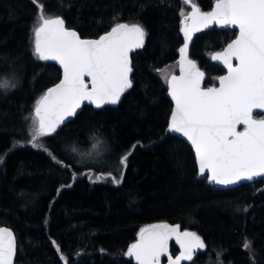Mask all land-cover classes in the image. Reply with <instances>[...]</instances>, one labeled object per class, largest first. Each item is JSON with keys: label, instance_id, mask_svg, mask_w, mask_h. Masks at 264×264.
<instances>
[{"label": "trees", "instance_id": "16d2710c", "mask_svg": "<svg viewBox=\"0 0 264 264\" xmlns=\"http://www.w3.org/2000/svg\"><path fill=\"white\" fill-rule=\"evenodd\" d=\"M42 2L46 12L59 9L81 38H98L118 15L120 22L140 23L147 42L132 56L133 88L118 107H85L57 134L42 138L43 146L69 165L64 167L31 146L24 120L35 101L59 82L61 70L31 54L37 11L31 0H0V79L11 78L13 69L19 77L14 91L3 95L0 90V225L16 233V264H64L61 253L70 264H128L122 253L140 228L154 223L179 224L204 240L206 249L182 264H217L216 252H222L223 264H264V183L219 190L198 178L187 142L161 139L173 107L162 72L179 73V13L190 7L182 0H64L62 8L58 0ZM193 2L202 11L215 4ZM233 33L213 27L190 43V59L205 72V87L226 73L211 55L222 51ZM94 136L106 144H96ZM128 152L124 168L118 161ZM108 173L122 175V183H112ZM245 239L252 242L251 255L243 248ZM171 253L179 254L174 244Z\"/></svg>", "mask_w": 264, "mask_h": 264}, {"label": "snow or ice", "instance_id": "6c2138e0", "mask_svg": "<svg viewBox=\"0 0 264 264\" xmlns=\"http://www.w3.org/2000/svg\"><path fill=\"white\" fill-rule=\"evenodd\" d=\"M31 2L37 10L31 54L38 61H55L62 69V78L35 101L33 111L24 117L28 142L45 151L55 163L63 164L43 146L42 138L57 134L65 120L76 116L85 103L97 109L120 103L124 93L133 87L130 54L144 47L146 30L140 23L120 22L117 15L109 31L96 39H84L76 30L66 27L59 9L46 12L42 0ZM58 3L61 8L65 6L64 0ZM182 3L191 10L181 9L179 13L183 34V46L178 49L179 75L162 72L174 106L161 139L176 138V134L185 138L195 152L198 178L210 184L236 185L241 181L256 182L258 178L264 183V116L258 118L257 114V110L264 113V0H215L209 11H202L193 0ZM213 25L238 29V34L233 33L234 38L226 47L211 55L212 61H218L227 70L226 74L215 78L218 86L204 87L205 72L189 58L188 49L195 33ZM18 86L15 69L11 78L0 79L3 95ZM92 139L96 144H106L99 136ZM18 143L14 142L13 148ZM71 151L78 149L73 145ZM130 155L128 152L119 158L124 168ZM3 163L0 157V164ZM108 175L117 186L122 183V175ZM173 239L180 250L175 257L169 250ZM51 243L61 253L56 241ZM206 247L196 232L181 231L179 224L154 223L139 229L137 239L122 256L129 258L128 264L132 260L135 264H162L164 257L166 264H181L192 261L197 250ZM243 248L250 255L253 253L252 242L247 239ZM17 250L13 231L0 227V264H14ZM221 256L222 252H216L217 264H223ZM60 259L70 264L62 253Z\"/></svg>", "mask_w": 264, "mask_h": 264}, {"label": "water", "instance_id": "95a60500", "mask_svg": "<svg viewBox=\"0 0 264 264\" xmlns=\"http://www.w3.org/2000/svg\"><path fill=\"white\" fill-rule=\"evenodd\" d=\"M66 27H67V25H66ZM213 27H217V28H220L219 26H216V25H213L211 28H213ZM210 29V28H209ZM220 29H222V28H220ZM234 30H236L237 31V33H238V29H234ZM96 39V38H95ZM190 45V44H189ZM145 46H146V38H145V41H144V47L143 48H140V49H136V50H134L131 54H130V56H131V58H132V56H133V54H135L136 52H138V51H141V50H143L144 48H145ZM188 56H189V54H188ZM190 58V57H189ZM47 62H50V63H54V64H56L59 68H60V66L55 62V61H47ZM215 64H217V65H219L220 67H222L223 68V65L222 64H220L218 61H213ZM233 63H236V61H233ZM132 67H133V60H132ZM224 69V68H223ZM61 70V72H62V69H60ZM225 71H227L226 69H224ZM203 71V70H202ZM133 72H134V69H133ZM133 72H132V74H131V78L133 77ZM179 75V73L177 74V76ZM205 80H206V74H205V79H204V82H203V86L205 87ZM217 83H218V80H217ZM218 86V85H217ZM132 89V88H131ZM131 89H129L128 91H126L125 93H124V95L121 97V101H120V103L119 104H117V105H105L103 108H105V107H107V106H111V107H113V108H116V107H118L120 104H121V102L123 101V99L125 98V96L131 91ZM170 98V97H169ZM170 100H171V98H170ZM172 102V101H171ZM173 104V103H172ZM174 106V105H173ZM85 107H92L93 109H95V110H100V109H97V108H95V106L94 105H88L87 103H85V105H83L82 107H81V109H78L77 110V115L76 116H73V117H69V118H67L66 120H65V122H64V124L63 125H61V127H60V129H58L57 130V132H59L61 129H63L66 125H68L69 123H71L72 121H74L77 117H78V115L84 110V108ZM103 108H101V109H103ZM257 114H263L264 115V113H259V110H257ZM242 127L243 126H240V129L239 130H241L242 129ZM176 137H178V134H176ZM178 138H181V139H183L185 142H187L186 141V139L185 138H182V137H178ZM188 143V142H187ZM188 145H190L189 143H188ZM191 146V145H190ZM193 152H194V150H193ZM194 154H195V152H194ZM258 179H261V178H258ZM257 179V180H258ZM250 183H253V182H248V181H241L239 184H236V185H227V186H224V185H214V186H216L217 187V189H219V190H226V189H231V188H235V187H239V186H241V185H243V184H250ZM211 185H213V184H211ZM0 227H6V226H1L0 225ZM9 228V227H8ZM10 230H12L11 228H9ZM13 231V230H12ZM181 231H184L182 228H181ZM13 233L15 234V232L13 231ZM15 236H16V234H15ZM17 239V238H16ZM172 244H174V245H176V247L179 249V245H177L176 243H175V240L173 239L172 241H170L169 242V250H170V252H171V246H172ZM180 251V250H179ZM197 251H199V250H197ZM17 256V255H16ZM166 261H167V258L166 257H164V258H162V264H166ZM184 262H186V261H182L181 263H184ZM14 264H16V257L14 258Z\"/></svg>", "mask_w": 264, "mask_h": 264}, {"label": "bare ground", "instance_id": "6f19581e", "mask_svg": "<svg viewBox=\"0 0 264 264\" xmlns=\"http://www.w3.org/2000/svg\"><path fill=\"white\" fill-rule=\"evenodd\" d=\"M145 38H146V36H145ZM146 42H147V40H146ZM139 52V51H138ZM188 54H189V49H188ZM50 63V62H49ZM51 64H54V63H51ZM56 65V64H55ZM57 66V65H56ZM58 67V66H57ZM62 73V72H61ZM226 74V73H225ZM61 78H62V76H61ZM54 86V85H53ZM52 86V87H53ZM216 86V85H215ZM217 188V187H216ZM10 228V227H9ZM13 230V229H12ZM14 231V230H13ZM16 234V233H15ZM179 250V249H178ZM200 251V250H199ZM198 252V251H197ZM175 257V256H174ZM187 262V261H186ZM185 263V262H184ZM182 264V263H181Z\"/></svg>", "mask_w": 264, "mask_h": 264}, {"label": "rangeland", "instance_id": "374dc122", "mask_svg": "<svg viewBox=\"0 0 264 264\" xmlns=\"http://www.w3.org/2000/svg\"><path fill=\"white\" fill-rule=\"evenodd\" d=\"M203 31H204V30H203ZM200 32H201V31H200ZM197 33H198V32H197ZM195 34H196V33H195ZM195 34L193 35V38H194ZM192 40H193V39H192ZM176 69H179V67L177 66ZM261 116H264V115H263V114H262V115L259 114V115H258V118L261 117Z\"/></svg>", "mask_w": 264, "mask_h": 264}, {"label": "flooded vegetation", "instance_id": "af4514ba", "mask_svg": "<svg viewBox=\"0 0 264 264\" xmlns=\"http://www.w3.org/2000/svg\"><path fill=\"white\" fill-rule=\"evenodd\" d=\"M202 32V31H201ZM199 33V32H198ZM197 34V33H196ZM195 34V35H196ZM189 57H190V55H189ZM226 72V71H225ZM218 85V83H216V86ZM133 88V87H132ZM132 90V89H131ZM259 115V114H258ZM201 179H203V178H201ZM258 181H260V179L258 180ZM210 184V183H209ZM214 186V185H213ZM216 187V186H215ZM179 255V254H178Z\"/></svg>", "mask_w": 264, "mask_h": 264}]
</instances>
